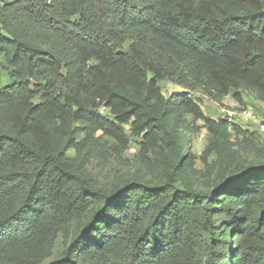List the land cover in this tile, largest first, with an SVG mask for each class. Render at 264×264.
<instances>
[{"label":"trees","instance_id":"trees-1","mask_svg":"<svg viewBox=\"0 0 264 264\" xmlns=\"http://www.w3.org/2000/svg\"><path fill=\"white\" fill-rule=\"evenodd\" d=\"M0 55V264H264V160L194 188L170 126L182 110L226 138L191 90L264 101V0H0ZM165 79L185 91L165 97ZM126 126L140 156L173 149L166 174L92 184L86 151L122 150Z\"/></svg>","mask_w":264,"mask_h":264},{"label":"rangeland","instance_id":"rangeland-1","mask_svg":"<svg viewBox=\"0 0 264 264\" xmlns=\"http://www.w3.org/2000/svg\"><path fill=\"white\" fill-rule=\"evenodd\" d=\"M41 45H46L43 41ZM3 56L0 55V61ZM12 82L8 70L1 71V86ZM161 93L169 97L172 93L185 91V87L165 79L160 83ZM190 96L200 106L209 119L226 120L227 136L221 139L219 133L211 135L207 124L202 119L194 118L190 113L175 110L171 115L170 126L177 132L185 143L187 158L184 159L181 177L197 189H206L214 175L217 165L231 169L238 164L264 160V101L249 88L232 90L224 96L208 94L201 89L191 90ZM100 112L113 119L109 108L102 106ZM122 150L117 148L113 139L102 137L86 151L84 167L90 182L109 189L113 181L137 175L151 182L163 179L165 167L173 160L174 151L163 145L151 149L145 156L139 155L140 138L131 135ZM210 137L215 139V149L208 154L207 162L202 159ZM220 141V142H219ZM68 156H74V149L67 151ZM178 185H182L177 182ZM64 236L59 234L53 253L57 255L64 247Z\"/></svg>","mask_w":264,"mask_h":264}]
</instances>
